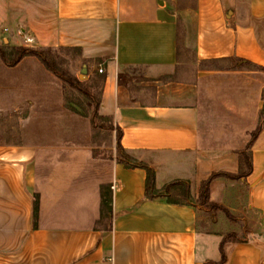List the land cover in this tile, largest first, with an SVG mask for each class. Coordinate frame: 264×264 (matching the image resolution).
Instances as JSON below:
<instances>
[{"label": "crops", "instance_id": "crops-1", "mask_svg": "<svg viewBox=\"0 0 264 264\" xmlns=\"http://www.w3.org/2000/svg\"><path fill=\"white\" fill-rule=\"evenodd\" d=\"M8 41L81 48L84 58L99 60V113L123 129L124 149L155 170L158 190L182 180L196 199L214 173L240 171L242 151H202L204 74L184 80L183 71L189 54L206 73L218 69L207 65L232 60L264 71V0H0V43ZM41 65L29 58L9 66L0 57V264H264V119L251 147L252 173L211 183L212 202L256 218L235 241L222 232L235 224L223 215L221 231L211 233L212 211L146 198L147 170L103 157L109 130L99 122L90 119L80 134L71 117L67 133L80 135V147L63 137L36 139L24 117L14 119L15 132L5 131L4 114L21 110L22 90L52 87L43 71L37 81L32 68ZM69 191L81 198L66 213Z\"/></svg>", "mask_w": 264, "mask_h": 264}, {"label": "rangeland", "instance_id": "rangeland-1", "mask_svg": "<svg viewBox=\"0 0 264 264\" xmlns=\"http://www.w3.org/2000/svg\"><path fill=\"white\" fill-rule=\"evenodd\" d=\"M32 44L34 46L31 45L33 46L31 48H47L40 47L36 43ZM0 45L8 51H11L14 47H20L19 43L11 41L0 43ZM54 48L57 49L58 47ZM190 53L192 52L190 51ZM53 56L57 58L58 62L56 67L57 71L55 72L48 69L39 59L32 57L25 58H32V62L42 64L43 69L34 66L32 70L36 72L37 81L40 79L43 80L44 73L46 74L44 79L48 80L52 78L50 80L52 87L49 88L50 85L47 84L46 89L41 86H36L34 89L22 90L21 95L24 99H22L21 106L19 107L21 110L18 112L7 110L5 112L3 129L5 131L12 130L15 132L13 125L14 119L20 122L19 118L24 117L25 119H29L30 122H33V128L36 129V139L42 142H54L57 141L56 138L63 137L64 139H72L69 140L70 143L76 144V139L80 135L67 133L71 129V117L77 118V123H75L77 125L76 129H78L80 134H83V130L88 126L89 120H92V112L95 106H88L89 99L83 93L77 90L67 91L69 88H65L67 84L66 80L69 75L78 76L81 81L87 84L91 78L88 77V72L91 73L94 71L92 75L98 72L100 75L96 73V82L88 84L86 88L87 91H90L99 100L101 99L103 88L98 79L103 73L99 72L101 66L94 59H90L88 62V69H83L82 58L77 51H65L56 55L49 54V59L51 60ZM189 56V62L191 64L187 70L183 71V79L194 80V76L200 72L204 74L201 81L198 82L200 85L202 151L204 152L205 149L211 152L217 149V152H221V149H226L229 154H239L246 149L251 140V133L258 127L261 121L260 119H264V109H262L264 108V71L251 65H245L241 60H232L207 65V69H218L215 73H206L202 70L204 68L196 66L192 60V55L189 54ZM27 62H31V59ZM41 71H43V74H41ZM85 71L86 73H84ZM9 98L16 101V96L14 95ZM9 105L12 107V103L9 102ZM97 121L99 122V119ZM111 122L112 120L110 118H105L103 121H100V125L102 123L107 125ZM95 124L96 121L94 120ZM116 143V132L108 131L107 135L102 137V156L107 159L119 157L120 153ZM75 146L80 147L83 144ZM222 178L229 179V184L231 183L230 180H234L225 176ZM62 198H65L67 202L65 212H76V203L80 201L81 195L69 191ZM178 198L181 199L180 196ZM63 204L64 202H62V206ZM229 214L222 210L210 212L211 216L207 218L211 219V222L206 226L207 231L211 233L220 232L221 230H219L216 223H220V217L223 215V220L228 219L230 222L235 223H229L231 224L229 228L222 224V232L227 234L228 239H234L236 241L246 238L250 234L248 227L256 218L251 217L246 220L231 212ZM243 219L245 221H242ZM45 220L51 221V218L45 217ZM58 222L62 221H55V223ZM257 232L255 230L254 234ZM200 248L203 251V237H201Z\"/></svg>", "mask_w": 264, "mask_h": 264}, {"label": "trees", "instance_id": "trees-1", "mask_svg": "<svg viewBox=\"0 0 264 264\" xmlns=\"http://www.w3.org/2000/svg\"><path fill=\"white\" fill-rule=\"evenodd\" d=\"M65 51H77L80 54V57L82 58L83 62V69H88L87 64L90 61V59L84 58L83 57V50L81 48H66V47H58L57 49L54 47H47L46 49H36V48H31L27 46H20V47H14L11 49V51L6 50L3 46L0 45V57L3 59L4 62L9 64L10 66L17 65L20 63L22 60L28 57L36 58L41 60V62L48 67L52 72L57 71V58L55 56L51 57V60L49 59V54L56 55L59 54L60 52H65ZM97 64H99V60L97 61ZM243 64L245 65H254L253 63L245 62L242 61ZM86 73V71L84 72ZM90 75V73L88 72ZM95 74H91V78L89 79L90 82L86 84V82L81 81V79L78 76H72L69 75L68 79L66 80L67 84L65 88H69L67 91H74L77 90L80 93H83L87 99H89L88 106L92 107L93 105L95 106L92 112V121L94 123V120L96 121V124L99 123L100 121H103L105 118H110V117H104L100 115L99 110H100V105H101V100H102V92H101V99L97 100L90 91H87L86 86L90 83L96 82L97 77H95ZM100 80L102 84V88L104 85V80L105 76L101 75V77L98 79ZM101 124V123H100ZM103 128L109 130V131H115L117 135V149L119 150L120 156L116 157V159L120 162L126 163L130 167H142L147 170L148 172V179H147V187H146V198L148 199H154L158 197H164L166 198L169 202L172 203H190V204H196L199 208L205 209L208 211L212 212H217V211H224L228 215H230L229 210L226 209L225 207L216 204L211 201V183L214 179L218 177H229L234 180H239L242 178H245L249 176L252 173L253 165H252V154H251V147L253 144L256 142L258 139L260 133L263 130V124H260L253 133H251V140L248 143L247 147L245 150L241 152V160H242V165H240V171L237 174H229L227 172H217L214 173L211 177H209L207 180H205L202 183L201 190H200V195L198 198H194L191 194L190 191V183L182 180H177L174 181L167 186H165L164 189L158 190L156 188V173L153 168L148 166L147 164L138 161L135 159L133 156L126 151L122 145V137H123V129L120 126H115L113 123L112 124H103L101 125ZM84 142H78L76 141V144H69V145H82ZM178 195V196H177ZM181 197L179 199L178 197ZM39 199L36 198V201L34 202V213L36 214L35 216L38 215L39 213ZM104 217V216H103ZM109 216L107 217V219ZM111 218L108 220L110 224ZM108 229V228H106ZM111 230V229H110ZM108 230V231H110ZM227 240V238H226ZM222 260L221 263H224L226 261V253L222 247Z\"/></svg>", "mask_w": 264, "mask_h": 264}, {"label": "built area", "instance_id": "built-area-1", "mask_svg": "<svg viewBox=\"0 0 264 264\" xmlns=\"http://www.w3.org/2000/svg\"><path fill=\"white\" fill-rule=\"evenodd\" d=\"M99 71L102 73L104 70L100 68V70H99Z\"/></svg>", "mask_w": 264, "mask_h": 264}]
</instances>
